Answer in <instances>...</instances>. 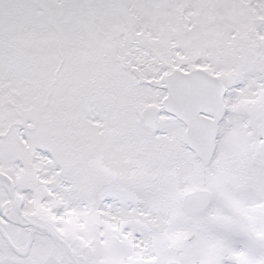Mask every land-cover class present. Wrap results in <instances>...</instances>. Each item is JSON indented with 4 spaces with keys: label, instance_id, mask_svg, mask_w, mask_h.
Masks as SVG:
<instances>
[{
    "label": "snow or ice",
    "instance_id": "snow-or-ice-1",
    "mask_svg": "<svg viewBox=\"0 0 264 264\" xmlns=\"http://www.w3.org/2000/svg\"><path fill=\"white\" fill-rule=\"evenodd\" d=\"M0 264H264V0H0Z\"/></svg>",
    "mask_w": 264,
    "mask_h": 264
}]
</instances>
